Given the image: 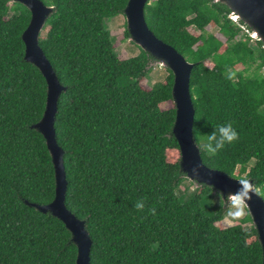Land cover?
<instances>
[{"label":"trees","instance_id":"16d2710c","mask_svg":"<svg viewBox=\"0 0 264 264\" xmlns=\"http://www.w3.org/2000/svg\"><path fill=\"white\" fill-rule=\"evenodd\" d=\"M43 2L54 9L39 44L66 86L55 122L66 204L86 220L93 240L89 263L261 264L246 208L224 227L222 198L210 213L202 207L211 186H194L186 198L177 194L189 178L171 132L173 74L166 68L163 80L147 86L154 58L139 46L129 57L116 53L106 22L123 14L127 0ZM229 13L213 0H149L144 6L148 27L195 62L193 136L202 161L253 178L264 198V47ZM30 15L22 3L0 0V264H76L65 224L24 203H48L55 186L45 139L30 127L43 114L47 90L41 71L23 59L21 34ZM229 122L238 137L209 153L201 139ZM141 200L144 207L137 208Z\"/></svg>","mask_w":264,"mask_h":264},{"label":"water","instance_id":"95a60500","mask_svg":"<svg viewBox=\"0 0 264 264\" xmlns=\"http://www.w3.org/2000/svg\"><path fill=\"white\" fill-rule=\"evenodd\" d=\"M25 5L30 11V20L21 37L24 42L23 59L34 64L43 74L46 84V103L42 116L30 125L39 131L49 151L54 168V196L45 204L24 199V203L40 212H50L59 218L71 233L75 244L76 264H90L89 254L92 237L86 228V220L75 215L66 204L67 178L64 170L63 148L58 144L55 131L57 107L60 94L66 89L58 79L53 66L39 44L40 33L47 17L52 13L53 5L43 0H12ZM224 3L229 16L242 20L250 28V36L259 39L264 47V0H213ZM149 0H127L123 8L128 39L138 45L154 60L171 70L173 83L172 100L175 105V118L171 128L179 150L180 170L196 186L205 184L217 190L223 201L238 199L244 204L256 229L262 249L264 264V198L251 177L239 178L223 170L212 168L202 161L201 147L193 136L195 108L190 91V74L195 62L189 61L177 49L159 38L147 25L144 6Z\"/></svg>","mask_w":264,"mask_h":264},{"label":"rangeland","instance_id":"374dc122","mask_svg":"<svg viewBox=\"0 0 264 264\" xmlns=\"http://www.w3.org/2000/svg\"><path fill=\"white\" fill-rule=\"evenodd\" d=\"M125 21H126L125 16L122 13H120L108 19L106 22L108 28L111 30V33L113 35V41L115 42L116 45L115 46L116 53L122 58L135 55L139 52L138 45L132 43V41H130L128 37L123 36V32L126 27ZM189 29L191 31L193 30V28L191 27ZM206 31L216 34L223 39V37L218 33L217 27L207 26ZM249 35H250V30H249ZM252 45L254 46L253 42ZM151 66L152 69L150 70L149 74L146 76V79L144 80V84L147 86H151L154 83L163 80L167 75L166 67L156 62L155 60L151 63ZM262 72L264 73V68H262ZM165 106H167V104ZM200 142L202 147H204L207 141L204 138H202ZM194 186H196V184L192 183L190 179H185L182 181V184L177 189V194L186 198L192 192ZM224 202L226 203V210L224 212V216L222 220L219 221V224L221 226L227 227L232 225L236 219H239L245 215L246 207L237 198L226 199ZM220 205H222L221 196L217 190H212L210 192L209 197H207L202 202L203 209L208 213L212 212L213 210H215V208H217ZM251 224L252 221L246 223V225L248 226Z\"/></svg>","mask_w":264,"mask_h":264},{"label":"clouds","instance_id":"9594fccd","mask_svg":"<svg viewBox=\"0 0 264 264\" xmlns=\"http://www.w3.org/2000/svg\"><path fill=\"white\" fill-rule=\"evenodd\" d=\"M237 137L238 132L230 122L226 124H221L207 135V142L204 147L209 153H216L219 149L224 147L225 142H231ZM135 206L137 208H143L144 203L142 200L137 201Z\"/></svg>","mask_w":264,"mask_h":264}]
</instances>
